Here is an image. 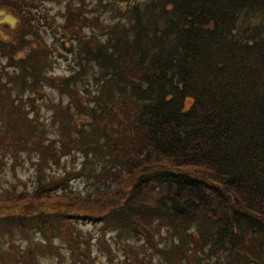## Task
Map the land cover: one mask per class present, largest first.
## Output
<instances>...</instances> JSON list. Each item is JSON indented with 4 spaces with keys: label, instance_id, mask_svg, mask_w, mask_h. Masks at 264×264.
Here are the masks:
<instances>
[{
    "label": "trees",
    "instance_id": "16d2710c",
    "mask_svg": "<svg viewBox=\"0 0 264 264\" xmlns=\"http://www.w3.org/2000/svg\"><path fill=\"white\" fill-rule=\"evenodd\" d=\"M116 1L118 20L107 42L82 43L80 50L84 61L108 72L105 87L123 97L121 110L130 118L97 107L90 140H83L84 127L74 132L81 136L83 164L87 151L96 155L100 148L118 162L103 165L109 177L94 196L71 190L53 195L59 185L53 183L25 197L0 195V227L17 224L27 239L28 253L10 238L19 263L32 264L29 256L45 253L29 240L34 229L48 246L58 230L72 229L74 239L66 243L74 245L76 223L101 222L131 231L156 250L166 240L159 230L170 229L178 238L164 252L171 264H264V0ZM12 36V42L0 39V56L16 74L0 69V75L28 85L34 92L29 105L37 106L44 45L35 40L26 52L21 42L28 41ZM113 117L131 137L125 151L115 140ZM4 140L20 144L9 132ZM74 140H61L63 156ZM62 180L68 184L66 176Z\"/></svg>",
    "mask_w": 264,
    "mask_h": 264
},
{
    "label": "rangeland",
    "instance_id": "374dc122",
    "mask_svg": "<svg viewBox=\"0 0 264 264\" xmlns=\"http://www.w3.org/2000/svg\"><path fill=\"white\" fill-rule=\"evenodd\" d=\"M114 7L115 0H0L1 41L12 42V33L16 32L22 41H28L21 42L28 52L35 48L33 42L36 40L37 44L44 45L46 60L41 67L45 77L40 83L42 97L34 100L37 106L29 105L34 92L28 85L22 88L24 83H20L19 78L14 81L7 75H0V141L5 142L1 147L8 150L5 154L0 151V195L25 193V197L33 194L41 184L51 183L62 187L58 185V191L51 192L53 195L71 190L94 196L105 189L109 176L102 170L103 165L118 161L108 160V151L100 148L96 155L94 151H87L88 159L83 164L86 155L79 151L77 144L81 136H76L78 131L74 132V129L84 127L82 132L86 133V138L83 140L88 142L94 134L89 132L93 131L90 124L95 120L92 110L97 113L99 109L107 108L111 115L120 110L126 120L130 118L127 111L121 110L123 97L105 87L108 85V72L102 70L98 63L84 61L80 50L82 43L102 46L107 42L110 27L118 20V9L115 12ZM76 18L80 22H76ZM19 56L20 53L14 58ZM7 60L0 56V69L14 77L15 68L8 65ZM99 100L101 106L95 104ZM32 115L36 117L34 121L30 118ZM100 115L102 119L107 116ZM113 118L115 140L122 141L119 148L125 151L131 137H127L126 129L125 136L124 129L116 127L120 123H116L117 117ZM8 132L15 134L19 145L4 140ZM96 137L102 138L100 135ZM70 138L76 139L73 141L75 148L66 146L70 155L63 156L58 149L60 142ZM53 140L56 146L51 148L48 143ZM41 154L45 156L43 160H40ZM65 176L68 184L61 182ZM74 229L77 231L74 245L66 243L74 236L72 229H64L58 230L61 233L55 234L50 246L39 231L30 230L33 238L29 240L39 243L43 251L45 247L44 254L37 252L36 256H29L32 264H171L164 252L169 253L173 244L171 240L178 241L170 229H161L159 234L162 233L166 240L161 241L160 249L156 250L144 239H134L131 231L120 233V230L101 222H78ZM22 233L24 231L17 224L0 227V264H20V255L11 246L10 238L28 253L27 239ZM56 249L60 251V257L54 254Z\"/></svg>",
    "mask_w": 264,
    "mask_h": 264
},
{
    "label": "water",
    "instance_id": "95a60500",
    "mask_svg": "<svg viewBox=\"0 0 264 264\" xmlns=\"http://www.w3.org/2000/svg\"><path fill=\"white\" fill-rule=\"evenodd\" d=\"M143 88L145 89V88H146V86H143Z\"/></svg>",
    "mask_w": 264,
    "mask_h": 264
}]
</instances>
